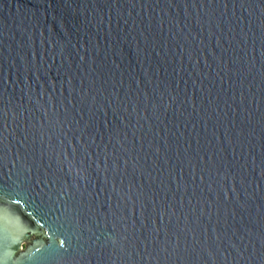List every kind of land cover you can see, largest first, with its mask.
Wrapping results in <instances>:
<instances>
[{
    "label": "water",
    "instance_id": "obj_1",
    "mask_svg": "<svg viewBox=\"0 0 264 264\" xmlns=\"http://www.w3.org/2000/svg\"><path fill=\"white\" fill-rule=\"evenodd\" d=\"M0 264H264V0H0Z\"/></svg>",
    "mask_w": 264,
    "mask_h": 264
},
{
    "label": "flooded vegetation",
    "instance_id": "obj_2",
    "mask_svg": "<svg viewBox=\"0 0 264 264\" xmlns=\"http://www.w3.org/2000/svg\"><path fill=\"white\" fill-rule=\"evenodd\" d=\"M25 247H23V249H24Z\"/></svg>",
    "mask_w": 264,
    "mask_h": 264
}]
</instances>
